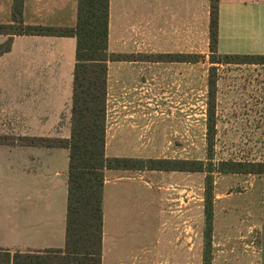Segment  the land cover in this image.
Returning a JSON list of instances; mask_svg holds the SVG:
<instances>
[{
    "label": "crops",
    "instance_id": "0c3cea01",
    "mask_svg": "<svg viewBox=\"0 0 264 264\" xmlns=\"http://www.w3.org/2000/svg\"><path fill=\"white\" fill-rule=\"evenodd\" d=\"M13 4L0 0V23H13ZM77 10L78 0H25L23 16L27 24L75 26ZM210 19V0H109L108 48L120 57L108 62L107 156H133L109 153L135 147L124 144L122 133L158 134L172 124L173 114L167 120L156 103L147 101H161L165 109V102L182 98L184 83L188 95V54L190 48H210ZM263 34L264 0H220L221 53H230L222 48L246 47L236 45L235 37ZM8 38L0 33V44ZM76 49L75 36H13L11 49L0 55V133L70 136ZM115 93L126 102L142 100L152 106L153 117L124 105L116 123ZM69 160L68 147L0 139V248L14 252L65 246ZM137 171L105 169L101 264L179 263L189 255L188 204H176L172 192L153 189ZM135 178L151 193L155 210L159 200L169 214L162 232L156 224L135 220L131 209L112 206V198L121 193L115 195L111 185Z\"/></svg>",
    "mask_w": 264,
    "mask_h": 264
},
{
    "label": "rangeland",
    "instance_id": "374dc122",
    "mask_svg": "<svg viewBox=\"0 0 264 264\" xmlns=\"http://www.w3.org/2000/svg\"><path fill=\"white\" fill-rule=\"evenodd\" d=\"M254 32L259 33V30L255 29ZM258 36L235 37L236 45L241 47L246 44V47L222 49L230 53H264V34ZM190 51L202 53L203 57L190 64L188 95H185L184 83L182 98L180 94L179 99L165 102V109H161V101H147L156 103L158 114L165 112L167 120L169 114H173L172 124L167 125L165 132L163 130L158 134L135 133L136 138L122 133L119 138L125 140L124 144L132 143L135 147L112 149L110 154L115 155L117 151L141 157L206 159L210 50L190 48ZM217 68L215 159L264 161V64L219 63ZM139 91L143 92L144 89ZM112 99L116 123L122 120L124 105H134L136 108L131 112L147 115V118H152L155 113L153 107L142 100L126 102L121 94L117 96L116 93ZM19 136L0 133L2 140L18 139ZM120 175L124 177L126 174ZM137 175L143 181L149 179L153 189L168 194L172 192L176 204L177 201L180 206L188 204L189 255L175 264H202L205 173L144 169L138 170ZM214 184L213 264H264V174L215 173ZM111 186L116 191L115 195L121 193L115 200L112 198L113 207L131 209L135 220L142 225L156 224L158 232H162L169 214L164 213V205L159 200L158 209L155 210L154 198L142 182L137 178L133 181L123 179Z\"/></svg>",
    "mask_w": 264,
    "mask_h": 264
},
{
    "label": "trees",
    "instance_id": "16d2710c",
    "mask_svg": "<svg viewBox=\"0 0 264 264\" xmlns=\"http://www.w3.org/2000/svg\"><path fill=\"white\" fill-rule=\"evenodd\" d=\"M24 3L25 0H14L13 23H0V33L9 34V38L0 44V55L11 49L15 34L67 35L77 39L70 136L26 135L18 138L31 144L69 148L66 241L62 248L14 252L0 248V264H101L107 168L204 172L202 264H213L215 173L264 174V161L215 159L217 64H264V53H221L218 48L220 0H210L211 66L208 74L206 159L107 156L108 62L120 57L108 48L109 0H78L75 26L27 24L23 16ZM202 57V53L188 54L190 62H197Z\"/></svg>",
    "mask_w": 264,
    "mask_h": 264
}]
</instances>
